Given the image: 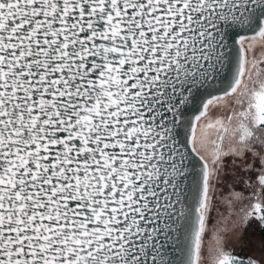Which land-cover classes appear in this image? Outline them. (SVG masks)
I'll return each mask as SVG.
<instances>
[{"label": "snow or ice", "instance_id": "obj_1", "mask_svg": "<svg viewBox=\"0 0 264 264\" xmlns=\"http://www.w3.org/2000/svg\"><path fill=\"white\" fill-rule=\"evenodd\" d=\"M0 264H264V0H0Z\"/></svg>", "mask_w": 264, "mask_h": 264}]
</instances>
